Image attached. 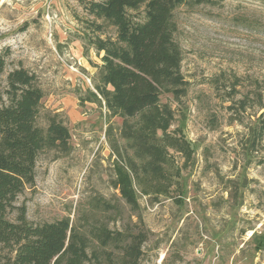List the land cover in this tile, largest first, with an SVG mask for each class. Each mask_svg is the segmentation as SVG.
I'll return each instance as SVG.
<instances>
[{
  "label": "rangeland",
  "instance_id": "rangeland-1",
  "mask_svg": "<svg viewBox=\"0 0 264 264\" xmlns=\"http://www.w3.org/2000/svg\"><path fill=\"white\" fill-rule=\"evenodd\" d=\"M92 18L80 0H0V105L8 73L25 67L44 91L37 123L56 116L71 133L68 152L40 154L16 204L34 223L143 231L141 264H264V0L175 10L187 90L161 95L167 127L160 105L125 119L90 101L104 54L87 44Z\"/></svg>",
  "mask_w": 264,
  "mask_h": 264
},
{
  "label": "trees",
  "instance_id": "trees-1",
  "mask_svg": "<svg viewBox=\"0 0 264 264\" xmlns=\"http://www.w3.org/2000/svg\"><path fill=\"white\" fill-rule=\"evenodd\" d=\"M188 1L80 0L93 17L87 23V44L104 53L97 92L90 101L103 100L112 115L127 119L159 106L163 93L178 100L186 94L174 14ZM8 54L0 53V74ZM7 82L8 103L0 105V264H141L147 240L143 231L94 223L82 228L70 217L34 223L27 207L16 204L19 195L35 185L40 154L49 149L68 152L71 133L56 116H47L45 127L37 123L44 91L34 72L12 69ZM256 99L261 97L257 94ZM242 102L247 106L246 99ZM161 107L160 121L167 127L173 110L167 104ZM263 135L264 113L254 130L256 138ZM125 195L136 208L135 195L130 190Z\"/></svg>",
  "mask_w": 264,
  "mask_h": 264
}]
</instances>
